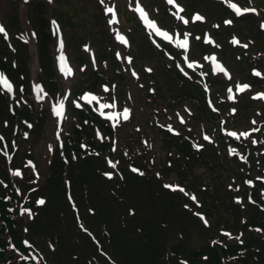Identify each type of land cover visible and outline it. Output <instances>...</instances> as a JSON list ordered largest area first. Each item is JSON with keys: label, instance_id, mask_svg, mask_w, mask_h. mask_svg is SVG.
I'll return each instance as SVG.
<instances>
[{"label": "trees", "instance_id": "trees-1", "mask_svg": "<svg viewBox=\"0 0 264 264\" xmlns=\"http://www.w3.org/2000/svg\"><path fill=\"white\" fill-rule=\"evenodd\" d=\"M174 84L176 87L174 86V89H171L172 97L170 101L180 100L184 95L189 97V94H191L190 89L184 82L175 81ZM85 117L86 114L83 113L81 116L82 129L75 128L74 135L66 142L68 163L63 160L59 151H56L50 160L46 181L48 185L46 187L40 186L47 202L44 206H38L34 202L35 197L31 203L35 217L28 226L27 237L31 241L32 249L27 248L23 242L25 228H23L21 222L13 220V215L6 207L8 204L0 198V264H20L17 261L9 262V257H6V249L9 244L3 236H9L16 249L22 253L39 257V248H42L41 236L43 234L41 232L44 230L53 231L56 228L62 230L59 238L53 234L48 235L55 245L56 251L54 252L57 254L54 255L53 253L52 256L47 257L52 264H63L59 255L69 248L63 245L64 241L68 240L65 230L62 229L64 224L70 229L77 228L80 234V236L74 235L71 237L75 243L70 247L71 259L75 255L74 257H80L77 259V264H94L86 261L89 258H87L89 253H92L98 258L100 264H109L90 235L77 226L65 190L62 187L60 190L55 189L56 184H63L62 175L66 170H68L72 179L76 205L80 211L87 215L88 222L92 225L91 231L98 233L103 228L105 234H107L111 230V234L109 233L111 244H115L119 237L122 238L120 229L114 221L119 209L118 221L122 223L123 227L121 234L131 235V238H133L131 241L137 240L140 247V252L139 249L137 251L140 254L139 256L136 251L133 253L128 250V243L122 242L124 245L122 246L123 260L116 254L115 258L120 262L122 261V263L124 262L123 264H175L178 263L179 258L197 260L200 264H264V210L252 204L246 205L244 211L246 221L237 227L238 230H243L246 233L242 245L218 247L211 245L209 241H205L204 248L199 252H194L193 247H189V241L192 238L191 228L200 232L205 231V229L197 217L175 201L176 195L173 192L158 185L153 177L149 175L151 169H158L162 173L166 170H176L180 178L186 180L188 172L200 160L208 165L213 163V166H217L218 159L215 162L207 158V155H216L210 153V148L198 152L192 148L187 138L165 132L160 149L165 159L170 163L168 165L157 157L152 145L145 146L142 144L141 138H135L132 134H129L123 145L124 148L119 152L118 157L120 159L117 168L113 170L111 177H107L105 172L109 167L105 157L96 152L104 153L107 151L109 143L100 144L94 139L93 127L90 123H85ZM93 120L97 122V118ZM135 133L140 134L138 130ZM37 134V129H35L32 132L33 141L39 140ZM82 139L88 144L90 155H82L81 152H86L79 143ZM224 158H228V155L225 154ZM228 159L230 161V158ZM132 165L142 169L145 176L135 173L131 169ZM217 167L221 168V172L217 174L220 178L228 175L231 172L229 170L239 173V170L233 168L229 162L228 165L226 162H221ZM222 169H225L226 172ZM1 188L3 187L0 186ZM201 192L206 196L212 194L209 192V188ZM8 193L6 191V194ZM217 193L224 194V192ZM226 197L230 198V196ZM226 197L223 203L224 207L228 211L232 207L231 212L235 214L233 206L238 207V205L231 199L228 202ZM219 206L221 207V205ZM121 208L122 210H120ZM132 209L136 213L130 216L129 212ZM201 209L208 216L219 210V207L212 205ZM239 211L241 210L239 209ZM127 222L134 223L131 230H129ZM220 222L218 221L217 224ZM207 232H211V229H208ZM179 233L184 236V240H181L182 244L180 245L174 242L176 236L177 241L179 240ZM185 236H188V238H185ZM207 237L210 238L211 233H208ZM83 238L87 240L83 241ZM146 238L150 241L144 244L143 239ZM57 239H59V244H57ZM168 243L169 246L167 247ZM164 246L168 249L170 247V250L174 253L172 255L174 258L169 263H165V260L164 262L159 261L162 254L159 251L163 249L164 254L167 250ZM131 248L134 249L135 245H131ZM106 250H108L107 247ZM12 252L14 254L15 251ZM134 256L138 257L135 258ZM33 264H42L41 258L33 260Z\"/></svg>", "mask_w": 264, "mask_h": 264}, {"label": "rangeland", "instance_id": "rangeland-1", "mask_svg": "<svg viewBox=\"0 0 264 264\" xmlns=\"http://www.w3.org/2000/svg\"><path fill=\"white\" fill-rule=\"evenodd\" d=\"M21 1L22 0H10L11 6L10 9H13V12L10 14H6L5 17V25L6 29L9 32V35L12 32L16 38L21 37L15 43H12L8 37H5L0 32V73L5 72L9 68V71L13 78L15 91L14 97H16V101L20 99L29 100L32 104L35 105L36 111H34V116L37 118L38 126L42 124L43 132L42 139L39 140L38 144H35V155H37L41 164L44 163L43 155L47 154L45 149L46 142L49 139L54 138L61 121H65L69 123L73 121L77 117V113H73L71 111V102L74 100L82 101V98L90 100V96L85 95L87 93L91 94L93 107H98V102L93 95H97V99L100 100L103 104H111V109L108 110L110 112H115L117 116L114 118L115 121L118 122L117 125L112 124V119L108 118L111 125L117 131H125V127L123 128V124L129 121V118L134 114L136 116V124L140 123L142 125H146L147 122L151 119L156 123L162 122H172L175 124V128L179 129L178 121H176L177 116L175 115V110L169 109L167 111L168 116L163 117L159 116L157 119L152 116V111L156 106L151 104H146L144 93L145 90H148L147 83H152L154 80L158 81L155 83V87L157 90L158 86L161 87L167 94L165 96H170L171 93L169 89V85H165L163 82H169L167 80V73L163 70V66L167 65L163 64L161 55L157 54L156 51L148 52L141 36L143 33H150L151 35H156V32L153 29H149L146 25L145 21L140 20L143 25V31L138 28L136 30V25H138V21L135 18V22H133V14L135 9H137L138 4L142 5L153 18H158L160 23L166 28L170 27L171 29H179L182 34H191L192 39L199 38V41L204 38L205 33H210L212 36L218 35L220 40L225 43V39L227 42L232 45V41L230 39L231 36H225V33L219 29L214 31V29L209 28L207 32L202 31L203 28L200 27L202 21H196L193 18V15L196 12L205 13L207 17H209V21H225V9L222 8L221 3H211L208 0H175L177 6L169 3L168 0H116V7L119 10L120 15H123V22L125 23V28L123 31L126 33L131 41H133L132 48L130 47L128 50L129 56L133 58H129L128 60L123 54L122 45L119 41L111 40L109 36V44L104 47L103 44L108 40L106 35L102 36V21L103 19L99 18L104 12V1L105 0H54L51 4L47 3L45 0H32L28 4L24 5V10L26 12L25 15L21 13ZM242 3L245 0H240ZM94 2V3H93ZM181 11V13H188L191 17V25L185 26L182 22L176 21L174 14ZM186 13V14H188ZM50 15H54L60 21L61 28L63 30L64 44H66V48L69 51L71 56V60L74 62V72H69L66 76H63L58 70V64L56 60V53L54 50V39L49 38L48 33H51V24L49 21ZM27 19V22H26ZM252 21H240L237 25L232 28V32H237L239 35L244 36L245 41L248 40L249 36H259L260 42L263 46L260 45L258 48H249L246 50H251L252 53L245 54L243 48L237 47V43H233V47L236 49L235 55L238 57L239 61L234 59L232 55L229 54V50H226V46L223 48L222 57L226 58L228 65L231 68H234V71H239V75H245L247 73V61L251 58L252 54L255 53V57L260 59L258 65H252V68H258V70L264 72V59L262 60V51L264 50V38L258 32H255L254 23L251 24ZM32 24L37 30H30L28 25ZM226 22H224L225 27ZM254 29H253V27ZM99 28V32L96 30ZM130 28V29H127ZM24 29L23 32L20 33V30ZM32 31L39 37V41H37L38 46V69L36 70V76L38 78V83L42 85L44 90L50 94L49 97L60 104L62 101H66L67 110L65 116L60 119L59 117H55L54 110L52 105L48 99L39 100L34 91V83H33V54H32V45L29 43H25L23 38L29 40ZM223 34V35H222ZM52 35V33H51ZM203 35V36H199ZM226 37V38H225ZM38 39V38H37ZM90 41L95 49L98 50V57L94 51H92V47L89 51L84 49L85 45L88 44L87 41ZM86 41L85 44L82 45L83 49L80 47L81 43ZM112 46V48H111ZM205 51L209 50L208 47H204ZM173 53V49L169 48ZM226 51L228 53H226ZM110 52H113L115 56H112ZM261 52V53H260ZM6 56H4V54ZM141 53H143L144 57H142ZM118 54V57L116 55ZM248 55V56H247ZM7 57V58H6ZM117 61V62H116ZM180 63V62H179ZM182 63V62H181ZM172 65V63H171ZM168 66V65H167ZM183 67V64H180ZM250 67V66H249ZM153 69L155 70L154 76H146L145 69ZM167 70V69H166ZM209 71V70H207ZM120 73V74H119ZM144 74V77H143ZM171 75V73H169ZM118 76V77H115ZM112 78L115 79L116 83L110 82ZM244 78V77H243ZM110 80V81H109ZM163 81V82H162ZM253 83L252 80H249ZM68 82V84H67ZM261 85L264 84V80H261ZM5 88L3 84H0V93L2 89ZM115 92L116 97L119 101V93L123 92L125 99H128L127 105H133V107L129 106V108H124L123 105L117 107V104L113 102L112 96L110 93ZM162 95L161 92H159ZM67 95V96H66ZM224 97V95L222 96ZM158 100L160 103L163 100L162 96H159ZM15 101V103H17ZM25 102V101H24ZM131 102V104H130ZM33 105V106H34ZM195 101L186 100L180 106L179 109L180 114H182L183 118H187L186 111H184L185 107L188 106L190 109H195L194 107ZM258 106H261L258 104ZM256 106V107H258ZM46 108L49 110L50 118L46 115L44 111ZM1 109V107H0ZM128 109V118L124 119V111ZM3 114L6 113L4 109H2ZM42 112V113H41ZM42 115L43 118H42ZM53 117V118H52ZM245 121V117L237 118L236 122L241 124ZM41 122V123H40ZM165 122V123H167ZM40 123V124H39ZM72 123V122H71ZM109 122H107L108 124ZM201 126V121L198 122ZM249 126L248 123L243 127ZM66 127V126H65ZM199 128V127H198ZM156 132V133H155ZM156 134L153 139H156V145L159 148V140L160 135H157L158 131H155ZM159 136V137H158ZM158 139V140H157ZM160 151V150H159ZM205 172V168L200 165L195 169L194 176L201 177L202 173ZM173 177V175H170ZM49 181V179H48ZM48 183L45 185L47 186ZM61 185L56 184L55 189L60 190ZM58 198V197H56ZM170 204V203H169ZM122 207V206H121ZM122 210V208L120 209ZM23 216L26 218L28 214L23 211ZM119 219V209L118 215L115 218V225L120 229V236L118 240H116L115 244H109V234L106 236L108 247H111L115 254L123 260V248L122 242L128 243V250L138 254V249L140 252V247L138 245L137 240L131 241V235H126L124 233L121 234L122 223L118 221ZM74 221V220H73ZM128 223L129 230L133 228V222ZM235 228L239 226L238 221H236ZM62 229L65 230L68 240L64 241L63 245L69 247L65 249L59 255V258L63 261V264H77V257L70 258V247L75 245L71 237L74 235L80 236L77 228H68L66 224L63 225ZM110 229V228H108ZM194 231V229H192ZM62 233V230L59 228L53 229V231H42L41 234H53L59 238V235ZM111 234V230L109 231ZM76 236V237H77ZM113 236V235H112ZM127 236V238H126ZM188 236H185V238ZM205 236H201V234H197L196 232L192 235V238L189 241V247H193V251L199 249L203 246V239ZM131 238V239H130ZM86 238H83V241H86ZM184 240V239H183ZM150 241L149 239H143L144 244ZM61 242V241H60ZM174 242L178 245L182 244L181 240L177 241V236L174 238ZM57 244H59V239H57ZM135 245V248H131V245ZM171 244V243H170ZM169 243L167 244V247ZM165 247V246H164ZM165 252L163 254V249L161 252V256L159 257V261L165 260V263H169L171 261L170 257H167V253L170 251L165 247ZM147 250V249H146ZM57 253L55 252L54 255ZM92 253H89L87 256L90 257ZM135 255V254H134ZM140 256V254H138ZM135 258L138 256H134ZM167 257V258H166ZM142 258V257H141ZM88 261V259H86ZM122 263V261L120 262ZM124 263V262H123Z\"/></svg>", "mask_w": 264, "mask_h": 264}, {"label": "snow or ice", "instance_id": "snow-or-ice-1", "mask_svg": "<svg viewBox=\"0 0 264 264\" xmlns=\"http://www.w3.org/2000/svg\"><path fill=\"white\" fill-rule=\"evenodd\" d=\"M168 2L169 3H174L175 2V0H168ZM233 9H235L236 11H237V14H240V10L237 8V6L236 5H234V4H232V5H230ZM108 11L109 12H111L112 11V9L111 8H109L108 9ZM244 11H249L248 9H245ZM141 12H142V14H143V16H147V13H145V12H143V10L141 9ZM182 19V18H181ZM195 19L196 20H202L203 19V17H201V16H199V15H197L196 17H195ZM153 23V25H154V22H152ZM185 23H187V21H185ZM226 23H231V21H226ZM156 31H157V33L158 34H160V35H162V36H164V37H167L168 36V34L166 33V32H161L160 31V29H156ZM0 32H4V29L2 28V27H0ZM118 39H120L121 41H124V38L122 37V36H118ZM197 39H199V38H197ZM236 41H234V43H235ZM180 46H182V47H187V39H186V37H185V41H184V43L182 44V45H180ZM189 67H192V65L191 64H189L188 65ZM221 70H223V69H221ZM69 72H70V69L68 70ZM150 71V70H149ZM256 75H260L259 73H256ZM0 84H3L4 85V87H6L9 91H11V85L8 83V80H7V78L5 77V75L3 74V73H0ZM248 88V85H244L243 87H240L239 88V91H244L245 89H247ZM229 92H231V89H229ZM231 98V97H230ZM95 99V98H94ZM113 105H108V104H104V105H101V107H103V108H108V107H112ZM127 113H128V110L127 109H125V111H124V119H127L128 118V115H127ZM58 115H59V113H57ZM181 122H183V121H181ZM230 135H233V136H236V133H230ZM241 135H248L247 133H243V134H241ZM205 139H208L207 137H205ZM0 140H3V137H0ZM9 159H10V157H9ZM112 166L113 167H115V164H112ZM133 171H138L137 169H132ZM141 175L143 174V173H140ZM13 175H20V173H19V171H16V172H14L13 173ZM106 175H109V174H106ZM165 187H173V186H171V185H165ZM173 190H175V189H173ZM180 191H184L183 189H179ZM193 199H195V197H193ZM38 204H40V205H43L44 203H45V201L43 200V199H40L38 202H37ZM27 241H25V244L27 245ZM30 246V245H29ZM23 259H25V260H27L28 259V257H22ZM33 259H35V257H33Z\"/></svg>", "mask_w": 264, "mask_h": 264}, {"label": "bare ground", "instance_id": "bare-ground-1", "mask_svg": "<svg viewBox=\"0 0 264 264\" xmlns=\"http://www.w3.org/2000/svg\"><path fill=\"white\" fill-rule=\"evenodd\" d=\"M112 1L113 0H108L107 4L105 6L107 12H109L108 11L109 8L112 9L111 12H113L115 10L114 3ZM9 6H10L9 0H0V17L6 15V13L9 11ZM141 9L143 10V12H145V9H143V8H139L138 11L141 12ZM22 12H23V14L25 13L24 9H23ZM0 27L3 28L1 20H0ZM54 38H55V43L57 42V45H59V38L57 37V35H55ZM55 50L57 51V48H55ZM32 53H33V56H34L33 72L35 74V69H37V59H38V50L36 48V45L32 46ZM36 88H37V90H39L38 86H36ZM39 94H40V96L37 94L38 95V99H42V98H46L47 97V95L45 93H43V92H40Z\"/></svg>", "mask_w": 264, "mask_h": 264}]
</instances>
